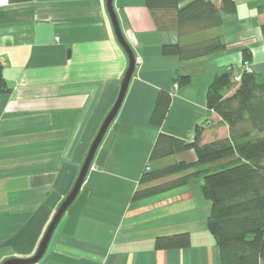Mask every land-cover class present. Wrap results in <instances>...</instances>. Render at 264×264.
<instances>
[{"label": "crops", "instance_id": "crops-1", "mask_svg": "<svg viewBox=\"0 0 264 264\" xmlns=\"http://www.w3.org/2000/svg\"><path fill=\"white\" fill-rule=\"evenodd\" d=\"M192 1L178 0V7ZM209 1L220 7L221 0ZM233 1L235 15L207 32L220 36L224 50L182 62L162 54V45L181 41L174 29H156L145 0H112L122 36L141 64L36 264H219L201 181L144 201L131 196L186 174L139 185L143 172L195 159L188 150L152 162L159 133L191 142L199 126L203 143L228 136L227 126L206 108V91L216 75L229 71L240 78L243 49L250 69L264 76V13L257 11L264 0ZM0 67L10 89L0 93L2 264L36 252L117 99L128 59L106 0H0ZM177 75L189 76L190 84L178 86ZM159 92L172 99L155 127L149 119ZM185 232L190 247L154 249L155 238Z\"/></svg>", "mask_w": 264, "mask_h": 264}, {"label": "trees", "instance_id": "trees-1", "mask_svg": "<svg viewBox=\"0 0 264 264\" xmlns=\"http://www.w3.org/2000/svg\"><path fill=\"white\" fill-rule=\"evenodd\" d=\"M156 29L176 30L180 43L164 44V56L182 62L201 59L225 48L218 35L207 32L220 27L226 16L233 17V0H221L216 9L209 0H193L178 7V0H145ZM264 13V3L257 7ZM264 40V24L260 28ZM250 60L242 50V62ZM184 87L189 76L177 75ZM0 67V93L8 94ZM171 95L159 92L150 115L152 126L160 127L171 103ZM206 108L228 128V136L203 143V129L197 126L191 142L159 133L151 149L152 161L192 150L195 159L152 172H143L139 185L183 174L169 182L136 190L132 202L165 195L201 181L202 197L210 203L206 228L219 253V264L264 263V76L244 69L238 80L231 72L216 75L206 91ZM190 171V172H189ZM193 171V172H191ZM190 247V234L179 233L155 238V250H180Z\"/></svg>", "mask_w": 264, "mask_h": 264}, {"label": "water", "instance_id": "water-1", "mask_svg": "<svg viewBox=\"0 0 264 264\" xmlns=\"http://www.w3.org/2000/svg\"><path fill=\"white\" fill-rule=\"evenodd\" d=\"M106 9H107L108 15L110 17V21L112 23V27H113L115 37H116L119 45L121 46V48L125 52L127 59H128V67H127V69L124 73V76L122 78L117 99H116L113 107L111 108V110L109 111V113L107 114L105 119L103 120L94 140L92 141V143L90 145L88 153H87V155L83 161V164L80 168L78 176H77L70 192L68 193V195L65 197V199L62 201V203L57 208L54 216L52 217L48 227L46 228V230L44 232V235H43L34 255L28 259H8V260L4 261L2 264H36L40 261V259L43 257V255L46 251V248L48 246V243L50 241V238L52 236V233H53L55 227L57 226L61 217L63 216V214L65 213L67 208L71 205V203L74 201L78 192L80 191L81 186L84 183L88 169H89V167L92 163V160L94 158V155H95V153H96V151H97L108 127L114 121V119L118 113V110L122 104V101L124 99V96L126 94L130 80H131L133 72H134L135 58H134V55H133L131 48L129 47V45L127 44V42L125 41V39L122 36L121 30H120V27L118 24V20H117V17L115 15V12L113 9L112 0H106Z\"/></svg>", "mask_w": 264, "mask_h": 264}, {"label": "built area", "instance_id": "built-area-1", "mask_svg": "<svg viewBox=\"0 0 264 264\" xmlns=\"http://www.w3.org/2000/svg\"><path fill=\"white\" fill-rule=\"evenodd\" d=\"M141 61H135V66L140 65ZM244 69L251 71L249 62H243ZM175 87H177V84H175Z\"/></svg>", "mask_w": 264, "mask_h": 264}, {"label": "rangeland", "instance_id": "rangeland-1", "mask_svg": "<svg viewBox=\"0 0 264 264\" xmlns=\"http://www.w3.org/2000/svg\"><path fill=\"white\" fill-rule=\"evenodd\" d=\"M152 162H155V161H152ZM152 162H150V165H151ZM263 264H264V263H263Z\"/></svg>", "mask_w": 264, "mask_h": 264}]
</instances>
